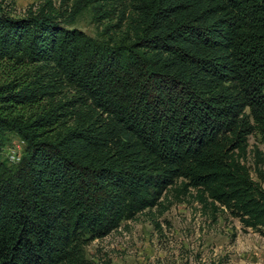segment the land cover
Instances as JSON below:
<instances>
[{
    "label": "trees",
    "instance_id": "obj_1",
    "mask_svg": "<svg viewBox=\"0 0 264 264\" xmlns=\"http://www.w3.org/2000/svg\"><path fill=\"white\" fill-rule=\"evenodd\" d=\"M117 7L124 29L101 40L50 1L0 10V151L25 146L0 158V264H87L172 189L264 236L244 164L264 137V0H74Z\"/></svg>",
    "mask_w": 264,
    "mask_h": 264
},
{
    "label": "rangeland",
    "instance_id": "obj_2",
    "mask_svg": "<svg viewBox=\"0 0 264 264\" xmlns=\"http://www.w3.org/2000/svg\"><path fill=\"white\" fill-rule=\"evenodd\" d=\"M47 1L64 14L65 26L94 39L119 38L120 29H124L119 21L121 7L100 18L92 8L74 11V0H0V10L12 17H23ZM24 147L17 138L10 137L1 148L0 158L15 165ZM261 153L264 137L252 134L244 164L264 189ZM194 196L190 189L170 190L160 207L146 210L134 220L123 222L107 237L90 242L85 249L87 264H264L263 235L244 229L226 212L214 214Z\"/></svg>",
    "mask_w": 264,
    "mask_h": 264
}]
</instances>
